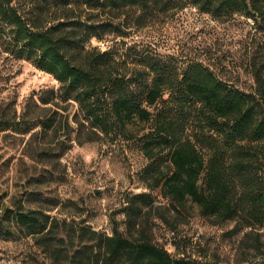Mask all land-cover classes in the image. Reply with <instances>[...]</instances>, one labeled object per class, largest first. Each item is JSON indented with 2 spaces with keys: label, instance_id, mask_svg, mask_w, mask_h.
Masks as SVG:
<instances>
[{
  "label": "trees",
  "instance_id": "1",
  "mask_svg": "<svg viewBox=\"0 0 264 264\" xmlns=\"http://www.w3.org/2000/svg\"><path fill=\"white\" fill-rule=\"evenodd\" d=\"M187 6L223 22L249 17L264 32V0H0V53L59 85L39 102L75 103L77 136L86 129L87 142L135 141L145 160L140 180L165 200L155 205L148 192L131 194L124 230L108 236L81 228L79 237L91 243L78 249L44 232L47 217L14 211L28 234L53 240L46 244L53 264H219L172 256L151 241L144 224L151 212L172 230L171 218L184 221L195 208L212 224L232 221V233L264 232V59L251 61L255 88L244 92L196 61L180 65L121 41L106 50L91 45ZM53 119L38 125L44 131ZM13 124L4 119L0 131Z\"/></svg>",
  "mask_w": 264,
  "mask_h": 264
},
{
  "label": "rangeland",
  "instance_id": "2",
  "mask_svg": "<svg viewBox=\"0 0 264 264\" xmlns=\"http://www.w3.org/2000/svg\"><path fill=\"white\" fill-rule=\"evenodd\" d=\"M253 26L249 17L233 15L223 22L187 6L171 18L132 28L126 37L109 36L91 45L106 50L121 41L172 57L180 65L196 61L251 92L255 84L250 63L264 59V32ZM58 86L29 62L0 53V125L4 119L14 121V128L0 131V264H53L46 251L53 240L16 225V210L47 217L44 232L60 235L78 249L91 243L81 240V228L108 236L113 228L124 230L131 194L148 192L155 205L165 204L159 191L147 190L139 178L145 160L135 141L87 142L86 129L77 136L75 103L39 102L44 91L56 92ZM44 116L54 119L43 131L38 122ZM144 217L146 236L172 256L219 264L264 262L261 230L232 233V221L212 224L195 208L184 221L171 218L173 230L152 212Z\"/></svg>",
  "mask_w": 264,
  "mask_h": 264
}]
</instances>
